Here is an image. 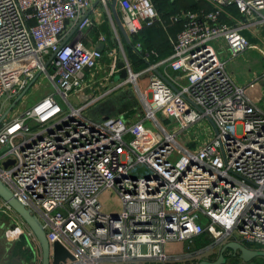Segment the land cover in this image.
Returning a JSON list of instances; mask_svg holds the SVG:
<instances>
[{"label":"built area","instance_id":"2783aa9c","mask_svg":"<svg viewBox=\"0 0 264 264\" xmlns=\"http://www.w3.org/2000/svg\"><path fill=\"white\" fill-rule=\"evenodd\" d=\"M195 1L211 10L171 18L182 27L166 57L136 42L134 53L146 67L134 72L114 28L122 60L118 48L83 44L93 28L87 15L93 0H0V180L48 242L74 258L60 264H192L220 241L264 251V101L250 95L257 79L238 84L219 57L226 48L232 59L248 50L264 59V0ZM117 5L130 41L163 23L153 0ZM119 61L127 79L106 88L120 74ZM99 72L106 78L97 92ZM42 73L53 93L1 119L2 100L11 105ZM142 74L146 95L137 82ZM127 83L142 100L141 118L90 120L84 113ZM70 94L78 106L68 102ZM201 123V132L184 134ZM109 189L120 211H102L98 197ZM0 215L16 226L14 237L25 235L38 247L1 199ZM205 233L215 244L191 251ZM173 242L188 244L184 256L165 253Z\"/></svg>","mask_w":264,"mask_h":264},{"label":"rangeland","instance_id":"374dc122","mask_svg":"<svg viewBox=\"0 0 264 264\" xmlns=\"http://www.w3.org/2000/svg\"><path fill=\"white\" fill-rule=\"evenodd\" d=\"M174 0H169V3H172ZM119 45L117 44V47ZM215 47H217L216 44H214ZM225 50L223 52H220L219 57L223 61L227 62V69L232 75V77L235 78L240 83H243L246 85L252 80H255L256 78L262 77L264 80V59L256 53V51L248 50L241 54L240 56L233 58L231 57V54L229 51L224 48ZM118 56L120 60H122V53L121 50L117 49ZM108 63L107 60H104V64L106 65ZM98 72V71H97ZM249 74L248 79H244L245 75ZM239 79H237V78ZM106 78L105 73L99 72L97 76L95 77L97 83L95 84L98 88L97 92H100L103 89V86L100 84L101 81ZM261 79V78H260ZM148 80L147 74H142L137 82L140 92H143L144 95H146V84ZM122 79L118 77V74H115L112 78L109 79L108 87H113L119 83H121ZM260 85L263 84L262 80L258 81ZM239 84V83H238ZM54 87L49 82L46 74L42 73L38 76L37 80L35 81L34 85L27 91V93L19 100V102L11 109V111L5 116V120H9L12 118V116L16 113H21L24 110L28 109L33 103L40 100L43 96L53 93ZM96 92V91H95ZM59 102L64 106L62 101L59 99ZM68 102L72 104L73 106H78V103L76 102L75 98L70 94L68 96ZM2 114L6 112L8 107L10 106L9 102L6 98L2 100ZM67 108V107H66ZM85 114H87L88 118L90 120H99L101 117H113L116 118L120 116L122 119H128V120H137L141 118L144 115V107L142 104V100L140 96L136 93L135 85L134 83H127L124 85L121 89L116 90L115 94H111L108 97H106L103 100H100V102L95 103V105L91 106L89 109L84 111ZM147 124V123H146ZM164 124V123H163ZM148 125V124H147ZM201 127L197 128L195 126L194 128H190L188 131H185L184 134L186 135H196L199 133L198 131H202L203 127L206 126L204 123H201ZM120 198L117 196V194L109 189L105 192L101 193L98 197L99 203L102 206V211L104 213L111 212V211H120L122 209V204L119 200ZM0 221L3 222L4 226L3 229L0 231V235L2 234L1 241L3 244L0 246V257L3 258L4 256H11V250L13 247H21L20 249L26 253L27 259L31 256H34V264H39V258L40 254L39 252L35 250V253H32L31 250H29V245L27 236H23L24 242L20 243V239L22 238L20 235H15L16 226L11 224V220L8 217H1ZM206 223L203 224L205 226ZM7 234L5 235V232L8 230ZM207 234V233H206ZM207 238L209 240H212L211 243H214L215 240H213L210 235L207 234ZM30 241V240H29ZM1 244V243H0ZM183 245L182 242H173L168 244V246L173 245ZM215 244V243H214ZM220 243L215 244L213 253H218ZM213 245V244H209ZM7 249V251H6ZM181 249L179 246H176L175 249L170 250L168 248V252H166L167 255H177L181 252ZM212 253V254H213ZM207 255V254H206ZM208 257V256H207ZM206 257V258H207ZM29 258V259H30ZM205 258V257H204ZM21 259V258H20ZM24 260V259H23ZM22 261V260H21ZM30 264V261H16L15 259L11 258L10 264ZM249 264H264V258H256L252 260Z\"/></svg>","mask_w":264,"mask_h":264},{"label":"water","instance_id":"95a60500","mask_svg":"<svg viewBox=\"0 0 264 264\" xmlns=\"http://www.w3.org/2000/svg\"><path fill=\"white\" fill-rule=\"evenodd\" d=\"M195 0H188V4L190 6L195 5ZM117 0H112L111 10L114 22L116 24L117 30L121 33L126 44H130L129 36L116 12ZM116 30V29H115ZM116 30V31H117ZM102 44H99L95 47L97 51H103ZM117 67L120 69L119 78L122 80L127 79V70L125 69V62L119 61L117 63ZM39 75L34 77L26 88L13 100L11 105L8 107L6 112L1 116V119H4L5 116L11 111V109L19 102V100L27 93V91L34 85ZM166 80V79H165ZM167 81V80H166ZM167 83L175 90L177 89L171 85L168 81ZM208 122L211 124L215 133H217V129L213 122L208 119ZM12 162H7L4 164V167H7L8 164ZM0 199L5 202L23 221L25 226L33 233L35 239L37 240V248L40 254L39 264H60L61 262H65L67 259L73 261L74 258L72 255L59 243L55 242L50 244L47 240L45 232L42 228V225L38 222V220L30 214V212L23 206L21 202L16 199L11 191L4 185V183L0 180ZM25 236V235H23ZM29 239V238H28ZM28 245L29 249L32 253H35V248L31 244L29 240ZM36 248V249H37ZM231 252V257H237L244 264H249L252 260L256 258H264V251L251 249L248 246L242 244L238 241H221L219 251L217 253V257L212 261L200 260L196 264H225L227 262L226 252Z\"/></svg>","mask_w":264,"mask_h":264},{"label":"trees","instance_id":"16d2710c","mask_svg":"<svg viewBox=\"0 0 264 264\" xmlns=\"http://www.w3.org/2000/svg\"><path fill=\"white\" fill-rule=\"evenodd\" d=\"M153 3L155 6V9L157 10V13L160 17V20L163 22V23H156L153 26H159L157 29L162 30L164 36H163L162 42H159L160 44L158 46L156 45V47H155L154 45L151 44L150 47H155V50L158 52L160 58H163L165 55H167V54L169 55L172 52L169 38H175L176 34L179 32V30L182 27V22L179 20L176 22H172L171 21L172 17H177L182 12H186V11L208 12L209 10H211V6L204 1H197L195 3V5H193V6H190L188 4V0H174L172 3H169V0H153ZM161 24L165 25L164 29L167 32H165V30L162 29ZM153 26H151V27H153ZM151 27H149V28H151ZM149 28L143 29L141 31V33H143L144 30L149 29ZM156 32H158V31H156ZM140 34L134 36V38L130 41V44H126L122 35L118 32L119 39H120V42L122 44L124 54L127 57V59L130 62H132V64L134 65V67H133L134 72H139L144 67H146V65L143 62L139 61L138 57L134 53V44L136 42H140L141 38H142V36H140ZM107 42H108V46H107L108 48L107 49L118 48L117 47V41L113 38L112 34H110L107 37ZM160 48H162L163 50H160ZM105 60H107V59H105ZM1 217H3V216H1ZM3 226H4L3 222L0 221V231L3 229ZM1 237H2V234L0 235V241H1ZM211 241L212 240H209V238H207L206 235H202L195 240V244H194L193 249L196 250V249H199L201 247H205V246L209 245L211 243ZM23 242H24V238H21L20 243H23ZM0 243H1L0 244V246H1L3 243L2 242H0ZM248 247L251 249L258 248L255 246H248ZM20 248L21 247H18V248L13 247V249L11 250V256L10 257L9 256H4L3 258L0 257V264H10L11 258L15 259L16 261H19L21 263H22V261L24 262L27 260V261H30V264H31V262L33 261L32 256H31V258L29 257L30 259L29 258L27 259V257L25 258V256L27 254L26 253L24 254V252ZM6 251H7V249H6ZM227 261H229L230 264H239L240 262H242L237 257H229L227 259ZM32 264H34V263H32Z\"/></svg>","mask_w":264,"mask_h":264},{"label":"crops","instance_id":"0c3cea01","mask_svg":"<svg viewBox=\"0 0 264 264\" xmlns=\"http://www.w3.org/2000/svg\"><path fill=\"white\" fill-rule=\"evenodd\" d=\"M111 3H112V0H107V7H105L104 5L101 4V2L99 0H93L92 5H91V8L87 11V15L93 21V28L90 29V30H88L85 33V36L82 39V42L89 49H95V47L97 45L102 44V46H103L102 49L105 51V49L107 50V48H108L107 47L108 46L107 37L110 34H112L113 38L115 39L114 29L117 30V27H116V24L114 22L113 15H112ZM116 12H117L119 18L121 19L120 9L118 8V5H116ZM161 25H162V29L165 30L164 29L165 28V25L164 24H161ZM158 27L159 26H153V27H151L149 29L144 30L143 33L140 34V36H142L140 43L142 44V46L144 48H154L155 49L156 45L158 46L160 44L159 42H162V39H163V36H164L163 35V31L162 30H158L157 29ZM156 31H158V32H156ZM116 32H117V35H118V32L119 31L117 30ZM165 32H167V31L165 30ZM100 37H104L105 38V41L104 42H100ZM118 39H119V35H118ZM170 39H172V38H169V41H170ZM119 43L121 44L120 39H119ZM117 44H118V42H117ZM151 44L154 45L155 47H150ZM160 50H163V49L160 48ZM251 51H253V50H251ZM121 53H122V51H121ZM166 56H168V54L165 55L164 57H166ZM249 77H251V76H249V74H246L244 79H246V78L248 79ZM256 79H257L255 81L256 83H257V81H260L261 80L259 78H256ZM235 81L237 83H239L240 85H244L243 83H240L237 80H235ZM252 81H250L247 84H250ZM102 82H103V80H102ZM262 82H263L262 85L258 84V86H256L253 89H251L250 95L253 96L257 100L264 101V80ZM8 231H9V228L5 232V235L7 234ZM202 235H206V237H207V234L206 233L205 234H202ZM21 237L23 238V235H21ZM199 237H197V238H199ZM195 240H194L193 244L191 245V251H195V252H198V251H201V250L204 251L205 249H207V248H209V247H211V246L214 245V243H210V244H213V245H207L205 247H201V248L195 250V249H193L194 248V244H195ZM182 243H184V242H182ZM176 246H179L180 248H182L181 249V252L179 254H177V256H180V255H183L184 256L185 253H186V251H187V247H188V244L187 243H184L183 245L179 244V245L169 246V247H167V249L165 248V253L168 252V248L170 250H172V249H175ZM35 250L37 252L38 251V248L37 249L35 248ZM213 255L215 257V254H212L211 256H213ZM169 256H174V255H169ZM33 257L34 256H32V259H33ZM239 264H242V263H239Z\"/></svg>","mask_w":264,"mask_h":264},{"label":"flooded vegetation","instance_id":"af4514ba","mask_svg":"<svg viewBox=\"0 0 264 264\" xmlns=\"http://www.w3.org/2000/svg\"><path fill=\"white\" fill-rule=\"evenodd\" d=\"M213 254H215V253H213ZM226 256H227V258H229V257H231V252H229V251H227L226 252ZM217 257V253L215 254V257L214 256H209V257H205V258H202L201 260H206V261H212V260H214V258H216ZM200 261V260H199ZM32 263H35L34 262V257H33V261L31 262V264ZM197 263V261L195 262V261H193L192 262V264H196ZM240 263H242V264H244L243 262H240ZM225 264H230V262L229 261H227Z\"/></svg>","mask_w":264,"mask_h":264}]
</instances>
